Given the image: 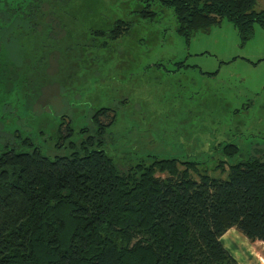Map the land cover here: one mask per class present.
<instances>
[{"label":"rangeland","instance_id":"1","mask_svg":"<svg viewBox=\"0 0 264 264\" xmlns=\"http://www.w3.org/2000/svg\"><path fill=\"white\" fill-rule=\"evenodd\" d=\"M40 1L58 11L54 21L35 27L17 18L18 5ZM149 4L156 16L146 20L148 3L139 0H0V151L28 140L27 149L54 157L72 144L97 149L102 136L121 165L178 158L221 178L264 152V30L256 25L243 46L224 20L188 40L171 8ZM119 20L130 26L118 40L97 35ZM101 108L116 117L103 135L93 123ZM228 144L239 152L224 155Z\"/></svg>","mask_w":264,"mask_h":264},{"label":"trees","instance_id":"2","mask_svg":"<svg viewBox=\"0 0 264 264\" xmlns=\"http://www.w3.org/2000/svg\"><path fill=\"white\" fill-rule=\"evenodd\" d=\"M139 1L148 3L140 13L146 20L156 16L151 1L171 8L176 32L188 40L224 20L237 28L243 46L256 25L264 30L258 0ZM18 6L17 18L35 27L58 15L41 1ZM129 26L119 20L97 35L116 41ZM110 112L94 113L99 135L115 121ZM64 127L62 121L60 132ZM25 143L0 151V264H239L221 241L228 230L264 242V152L230 164L228 178H221L200 170L198 161L178 158L121 165L102 136L93 143L97 149L72 144L54 157ZM223 150L239 152L233 144Z\"/></svg>","mask_w":264,"mask_h":264},{"label":"crops","instance_id":"3","mask_svg":"<svg viewBox=\"0 0 264 264\" xmlns=\"http://www.w3.org/2000/svg\"><path fill=\"white\" fill-rule=\"evenodd\" d=\"M221 241L239 264H264V242H251L236 228L228 230Z\"/></svg>","mask_w":264,"mask_h":264}]
</instances>
